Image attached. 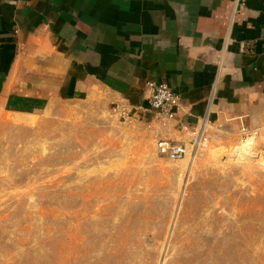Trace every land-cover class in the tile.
Masks as SVG:
<instances>
[{"label":"rangeland","instance_id":"1","mask_svg":"<svg viewBox=\"0 0 264 264\" xmlns=\"http://www.w3.org/2000/svg\"><path fill=\"white\" fill-rule=\"evenodd\" d=\"M4 83L0 264H264V132L170 162L147 123L52 96L36 110Z\"/></svg>","mask_w":264,"mask_h":264},{"label":"crops","instance_id":"2","mask_svg":"<svg viewBox=\"0 0 264 264\" xmlns=\"http://www.w3.org/2000/svg\"><path fill=\"white\" fill-rule=\"evenodd\" d=\"M11 81L36 110L52 96L119 118L158 83L178 96L162 131L175 144L203 120L213 142L262 134L264 0H0V85Z\"/></svg>","mask_w":264,"mask_h":264},{"label":"built area","instance_id":"3","mask_svg":"<svg viewBox=\"0 0 264 264\" xmlns=\"http://www.w3.org/2000/svg\"><path fill=\"white\" fill-rule=\"evenodd\" d=\"M178 102V96L168 87L158 83H147L142 97L141 107L119 104L117 112L120 119L126 123H132L136 113L144 111L152 116L149 127L156 148L160 155L170 162H177L186 157L189 152H197L207 149L213 143L211 137L205 132L206 122L201 121L200 127L190 135L187 146L175 144L163 136L162 131L170 126L174 119V108ZM251 134H245L244 138Z\"/></svg>","mask_w":264,"mask_h":264},{"label":"bare ground","instance_id":"4","mask_svg":"<svg viewBox=\"0 0 264 264\" xmlns=\"http://www.w3.org/2000/svg\"><path fill=\"white\" fill-rule=\"evenodd\" d=\"M249 137L251 138V136H249ZM250 138H248L249 140L247 139V142H246V143L249 144V145H250V143L252 142V141H251L252 138H251V139H250ZM243 148H245V149L248 148V149H249L250 147L247 146V147H243ZM259 161H263V160H260V159H259ZM263 162H264V161H263Z\"/></svg>","mask_w":264,"mask_h":264},{"label":"water","instance_id":"5","mask_svg":"<svg viewBox=\"0 0 264 264\" xmlns=\"http://www.w3.org/2000/svg\"><path fill=\"white\" fill-rule=\"evenodd\" d=\"M225 151V150H224ZM240 153L241 154H247V156H252V157H255V155H252L250 152H245V151H243V153H242V151H240Z\"/></svg>","mask_w":264,"mask_h":264}]
</instances>
